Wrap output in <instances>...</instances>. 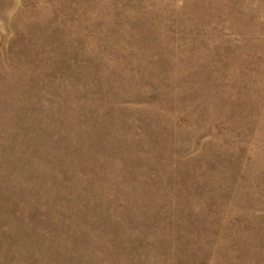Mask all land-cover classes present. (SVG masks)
<instances>
[{"label":"rangeland","instance_id":"rangeland-1","mask_svg":"<svg viewBox=\"0 0 264 264\" xmlns=\"http://www.w3.org/2000/svg\"><path fill=\"white\" fill-rule=\"evenodd\" d=\"M0 264H264V0H0Z\"/></svg>","mask_w":264,"mask_h":264}]
</instances>
